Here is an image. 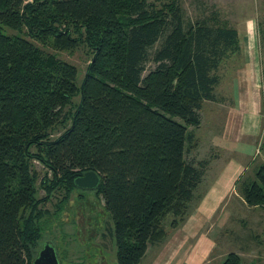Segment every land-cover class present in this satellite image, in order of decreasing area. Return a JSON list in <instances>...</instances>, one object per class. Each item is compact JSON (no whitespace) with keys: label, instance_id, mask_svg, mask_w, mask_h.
Instances as JSON below:
<instances>
[{"label":"trees","instance_id":"obj_1","mask_svg":"<svg viewBox=\"0 0 264 264\" xmlns=\"http://www.w3.org/2000/svg\"><path fill=\"white\" fill-rule=\"evenodd\" d=\"M237 35L217 21L185 22L178 0H0V264H30L41 204L61 191L56 212L85 190L73 179L87 170L99 176L92 191L112 223L116 264H138L162 242L200 198L206 160L184 155L196 146L202 104L217 101V70L239 50ZM34 42L84 45L80 83L72 64ZM261 76L264 97V64ZM32 160L48 174L41 198ZM238 182L247 206L264 207L262 162ZM220 264L239 257L228 252Z\"/></svg>","mask_w":264,"mask_h":264},{"label":"rangeland","instance_id":"obj_2","mask_svg":"<svg viewBox=\"0 0 264 264\" xmlns=\"http://www.w3.org/2000/svg\"><path fill=\"white\" fill-rule=\"evenodd\" d=\"M178 4L185 22L192 23L201 19L211 23L217 21L219 24L233 27L236 31H239L238 34L240 35H237L239 50L223 60L217 70L219 83L214 90L217 101L202 104L199 111V126L192 130L196 146L185 152L184 155L185 160L188 162L195 163L199 160H206L205 167H209L213 155L221 153L214 146L211 147L210 138L220 131L224 109L226 105L230 104V79L234 69L244 60L242 55L244 49L243 38L246 35L244 31L247 33V28L244 30L243 26L246 27L251 23L253 24V33L255 34L256 30L258 31L257 42L250 45L245 43V48L252 45V48L256 49L260 72L261 66L264 64V0H178ZM2 32L5 34L15 33V31L6 27H3ZM34 44L47 52L54 53L59 59L72 64L77 71L76 83L77 85L80 83L90 57V53L84 45L81 44L72 51H59L41 46L36 42ZM150 66V63L146 64V68ZM260 80L262 85V76ZM77 99L78 96L73 97V103ZM261 114L262 109L260 110V117L263 121ZM60 131L59 126L54 127L50 130V137H55ZM224 155L221 153L220 158L222 159ZM253 159V165L245 171L243 179L247 177L252 179L253 166L261 163L260 157H253ZM31 169L35 172L36 198H41L44 192L39 186V181L44 175L48 176L47 171L35 160L31 161ZM201 189V187L197 188L196 193L198 195ZM61 193V191L54 192L47 201L41 204L42 209H45L47 214L42 217L41 222L44 227L41 231V237L32 252H37L44 241H50L54 246L58 264H116L112 223L107 212L103 209L100 196L94 194L92 190H74L70 193L65 204L61 205L55 212V203L61 197ZM257 213H260L258 219L264 225V210L262 212L257 210L255 215ZM248 223L246 226L244 223L241 225L243 226L242 238L247 243V236H251L252 241L249 244L251 250H253V247L256 248L255 250H264V229L257 230L254 220L253 222L250 220ZM234 224L238 228L237 226L241 222ZM249 226L252 227L248 228ZM217 237L222 238V233L217 234ZM260 263L264 264V260L258 262V264ZM242 264L249 263L243 260Z\"/></svg>","mask_w":264,"mask_h":264},{"label":"crops","instance_id":"obj_3","mask_svg":"<svg viewBox=\"0 0 264 264\" xmlns=\"http://www.w3.org/2000/svg\"><path fill=\"white\" fill-rule=\"evenodd\" d=\"M243 28H247L243 38L244 60L230 79V104L224 109L220 131L210 138L211 147L225 155L222 159L221 153L213 155L198 184L202 188L200 198L162 242L146 247L138 264H220L228 252L238 255L239 264L243 260L249 264L264 260V250H251V236H247V243L242 238V223L246 226L254 220L257 230L264 229L258 219L260 213L255 215L264 207L247 206L238 191V181L253 165L255 147L264 143L260 64L256 49L252 45L245 48V43L257 42L258 31L253 33L251 23ZM238 222L241 224L236 228L234 223ZM219 233L222 238L217 237Z\"/></svg>","mask_w":264,"mask_h":264},{"label":"water","instance_id":"obj_4","mask_svg":"<svg viewBox=\"0 0 264 264\" xmlns=\"http://www.w3.org/2000/svg\"><path fill=\"white\" fill-rule=\"evenodd\" d=\"M73 184L78 189L92 190L99 184V176L91 170L83 171L73 179ZM30 264H58L53 244L44 241Z\"/></svg>","mask_w":264,"mask_h":264},{"label":"built area","instance_id":"obj_5","mask_svg":"<svg viewBox=\"0 0 264 264\" xmlns=\"http://www.w3.org/2000/svg\"><path fill=\"white\" fill-rule=\"evenodd\" d=\"M263 120H264V104L262 108V114H261ZM260 157L261 162L264 164V143H259L253 152V157Z\"/></svg>","mask_w":264,"mask_h":264}]
</instances>
